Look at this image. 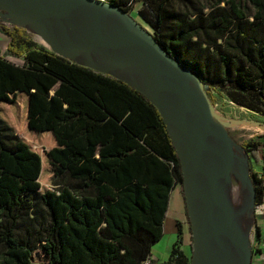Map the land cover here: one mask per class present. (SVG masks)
<instances>
[{
    "label": "trees",
    "instance_id": "obj_1",
    "mask_svg": "<svg viewBox=\"0 0 264 264\" xmlns=\"http://www.w3.org/2000/svg\"><path fill=\"white\" fill-rule=\"evenodd\" d=\"M169 55L264 121V0H111ZM0 264H142L182 167L143 93L0 25ZM260 142L247 141L260 161ZM256 177L255 203L263 200ZM183 189V186H182ZM182 230L164 264H192Z\"/></svg>",
    "mask_w": 264,
    "mask_h": 264
},
{
    "label": "water",
    "instance_id": "obj_2",
    "mask_svg": "<svg viewBox=\"0 0 264 264\" xmlns=\"http://www.w3.org/2000/svg\"><path fill=\"white\" fill-rule=\"evenodd\" d=\"M82 3L93 6V12L82 20V28L98 23L110 22H129L133 26V34L128 45L121 51H112L106 60L113 62L128 63L134 67L136 84L129 80L101 69L99 67L81 63H76L93 68L103 73L110 74L121 79L141 93H143L158 108L166 127L171 136L173 145L182 167L183 173V193L186 202L187 214L192 231V264H227L223 254L218 248L213 237V227L220 224V228L227 233H232L229 222L223 218L224 211L229 205V193L224 177L206 159L207 151L197 145H191L184 139L190 134L201 132L199 127L193 125L197 118L196 105L201 99H206L203 80L192 70L182 65L173 56L169 55L163 46L129 11L122 6L116 5L107 0H0V7L4 9V15L14 17V10L22 9L27 13L42 15L45 10L51 9L56 4ZM40 28L43 32L47 30L43 27L42 21ZM25 27L21 23L19 24ZM150 38L160 49V54L152 53L143 47L144 42ZM38 41V40H37ZM51 47L52 51L68 59H73L67 54L65 47H60L53 40H44ZM95 48V47H94ZM94 53H99L95 48ZM75 60V59H74ZM145 73L148 75V83L143 82ZM163 76L162 87L153 83L155 77ZM196 88H193V85ZM208 102V100H207ZM209 104V103H208ZM200 120L203 124H209L219 128L221 132L231 139L224 130L221 123L210 117L207 111H203ZM248 183L251 185L249 178ZM196 187H202L200 206L197 203L194 191ZM239 246L244 243L238 241ZM247 256L244 264L252 263V253L246 250ZM240 261L242 257L240 256ZM242 263V261H241Z\"/></svg>",
    "mask_w": 264,
    "mask_h": 264
},
{
    "label": "bare ground",
    "instance_id": "obj_3",
    "mask_svg": "<svg viewBox=\"0 0 264 264\" xmlns=\"http://www.w3.org/2000/svg\"><path fill=\"white\" fill-rule=\"evenodd\" d=\"M14 11L16 21L30 28L31 33L37 34L39 39L53 40L61 48L65 47L71 58L110 71L136 84L133 66L106 60L112 51H121L128 45L133 34V26L129 22H103L82 28L83 18L93 12V6L82 3L56 4L51 9L45 10L41 16L27 13L22 9ZM0 16H2L1 12ZM39 21H42L43 27L46 26L45 32L41 30ZM94 47L99 53L93 52ZM143 47L152 53H161L150 38L144 42ZM148 79L145 73L143 82L148 83ZM153 83L168 87L167 84H163V76L155 77ZM193 88H196L195 84ZM203 111H207L210 117L218 120L227 131L229 124L226 120L209 108L207 100L201 99L197 102V118L193 123L201 129V132L190 134L184 140L193 146L204 148L208 153L207 161L221 173L226 181L229 205L223 213V218L230 223L233 231L235 228V233L232 231L233 235L226 234L217 223L218 226L213 227L212 234L227 264H244L239 257L241 256L243 260V256L244 259L247 256L246 250L249 249L252 230V194H246L243 187V181L248 178L247 161L236 151V145L232 139H228L219 128L201 122L200 117ZM234 175L238 176L239 184L234 182ZM202 191V187H196L194 191L199 206ZM237 240L244 243L245 247L239 246Z\"/></svg>",
    "mask_w": 264,
    "mask_h": 264
},
{
    "label": "rangeland",
    "instance_id": "obj_4",
    "mask_svg": "<svg viewBox=\"0 0 264 264\" xmlns=\"http://www.w3.org/2000/svg\"><path fill=\"white\" fill-rule=\"evenodd\" d=\"M111 1V0H107ZM143 2H138L134 6V11L132 15L150 32L153 34V29L145 23V21L139 15V10L142 8ZM0 11L4 13V9L0 7ZM0 16V25L6 26L9 28H14L16 26H20L19 22L15 20L14 17L1 14ZM4 16V17H3ZM22 25V24H21ZM52 27V26H51ZM25 30V33L29 35L31 38L38 40L42 45L52 49V47L45 42L43 39H39L37 34L31 33L30 28L22 27ZM46 37V36H45ZM49 38V37H46ZM52 39V38H49ZM2 50V47H0ZM1 53V52H0ZM2 55L7 57L8 59L22 64V60L19 57L14 56L10 53L8 48L2 50ZM76 62V59H71ZM204 90L206 92V99L209 103V108L216 112L221 118L226 120L229 124L227 128V133L229 137L234 141L236 145V151L240 153L241 156L246 158L247 161V170H248V178L251 182V185L247 180L243 181L244 192L247 194H252V207H251V215H252V227H251V237H250V251L252 253V263L256 264L258 257L261 256L264 260V215L257 210V203H255V185L257 183L256 177L260 178L264 172V121H258L257 116L249 111L246 108L240 107L237 104L230 101L225 94L219 93L216 90L207 87L204 85ZM239 123H243L242 125H238ZM245 125V126H244ZM243 126V127H242ZM257 126V127H253ZM260 129H259V128ZM258 128V129H257ZM247 141H256L260 142L259 146V155L261 157L260 161L252 155L249 150V146H245ZM234 182L239 184V179L237 175H234ZM246 181V182H245ZM175 186L181 187V183H176ZM183 190V189H182ZM233 231V230H232ZM233 233H235V228ZM192 256V253H191ZM243 262V260L241 259ZM264 262V261H263Z\"/></svg>",
    "mask_w": 264,
    "mask_h": 264
},
{
    "label": "crops",
    "instance_id": "obj_5",
    "mask_svg": "<svg viewBox=\"0 0 264 264\" xmlns=\"http://www.w3.org/2000/svg\"><path fill=\"white\" fill-rule=\"evenodd\" d=\"M0 47H2V50L9 47V39L1 31ZM2 50L0 49L1 53ZM179 229L182 230V243L180 244V248L188 257H191L192 231L187 214L185 197L182 188L175 186L171 193L167 215L163 221V236L151 249V257L154 264H164L170 258L172 248L179 239ZM263 261V258L259 256L256 264H264Z\"/></svg>",
    "mask_w": 264,
    "mask_h": 264
},
{
    "label": "built area",
    "instance_id": "obj_6",
    "mask_svg": "<svg viewBox=\"0 0 264 264\" xmlns=\"http://www.w3.org/2000/svg\"><path fill=\"white\" fill-rule=\"evenodd\" d=\"M262 177H263V175L260 178H262ZM262 184H263V188H264V179H263V183ZM257 210L260 211L264 215V195H263L262 202L257 205ZM142 264H154V261H153L152 257L149 256L147 259H145L143 261Z\"/></svg>",
    "mask_w": 264,
    "mask_h": 264
}]
</instances>
